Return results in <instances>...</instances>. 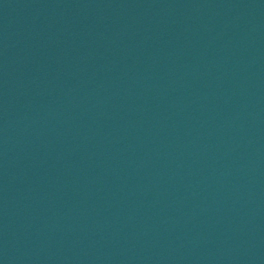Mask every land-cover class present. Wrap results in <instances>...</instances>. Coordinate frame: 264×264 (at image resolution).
<instances>
[{"label":"water","instance_id":"water-1","mask_svg":"<svg viewBox=\"0 0 264 264\" xmlns=\"http://www.w3.org/2000/svg\"><path fill=\"white\" fill-rule=\"evenodd\" d=\"M0 264H264V0H0Z\"/></svg>","mask_w":264,"mask_h":264}]
</instances>
